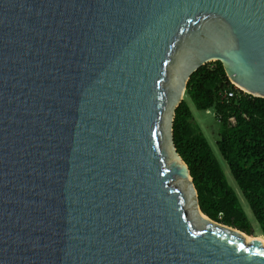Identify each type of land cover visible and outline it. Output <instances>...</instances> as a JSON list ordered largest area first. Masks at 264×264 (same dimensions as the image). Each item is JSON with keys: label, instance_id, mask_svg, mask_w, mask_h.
<instances>
[{"label": "water", "instance_id": "1", "mask_svg": "<svg viewBox=\"0 0 264 264\" xmlns=\"http://www.w3.org/2000/svg\"><path fill=\"white\" fill-rule=\"evenodd\" d=\"M212 62L264 98V0H0V264H264L174 146Z\"/></svg>", "mask_w": 264, "mask_h": 264}, {"label": "trees", "instance_id": "2", "mask_svg": "<svg viewBox=\"0 0 264 264\" xmlns=\"http://www.w3.org/2000/svg\"><path fill=\"white\" fill-rule=\"evenodd\" d=\"M226 90H233L234 95L222 100L220 94ZM186 98L197 110L213 109L219 122L218 153L264 238V98L234 88L219 62L208 63L191 75L173 121L174 146L189 169L201 212L210 220L248 236L253 229L240 199L194 124Z\"/></svg>", "mask_w": 264, "mask_h": 264}, {"label": "rangeland", "instance_id": "3", "mask_svg": "<svg viewBox=\"0 0 264 264\" xmlns=\"http://www.w3.org/2000/svg\"><path fill=\"white\" fill-rule=\"evenodd\" d=\"M186 102L188 103V106L192 112L194 124L197 127H199V129L203 133L208 144L212 148L214 155L216 156L219 164L223 168L229 185L235 190V192L237 193V195L240 199V203H241V206L243 208V211H244V213L248 219V222H249L251 228L253 229L252 234L249 236L250 237H262L263 238V236L260 235L258 223L256 222V220H255L250 208L248 207L247 203L243 200L242 194H241L240 190L237 188V186L235 185V183H234V181H233V179L229 173V169H228L226 163L222 160V158L220 157V155L218 153L216 142L219 138V122H218V120L214 114L213 109H207L204 111L197 110L195 108V106L193 105V103L189 99L186 98Z\"/></svg>", "mask_w": 264, "mask_h": 264}, {"label": "built area", "instance_id": "4", "mask_svg": "<svg viewBox=\"0 0 264 264\" xmlns=\"http://www.w3.org/2000/svg\"><path fill=\"white\" fill-rule=\"evenodd\" d=\"M234 88L238 89L236 86H234ZM233 95H234V91L233 90H226V91H223V93L220 94V97H221L222 100H226V99L232 98Z\"/></svg>", "mask_w": 264, "mask_h": 264}, {"label": "bare ground", "instance_id": "5", "mask_svg": "<svg viewBox=\"0 0 264 264\" xmlns=\"http://www.w3.org/2000/svg\"><path fill=\"white\" fill-rule=\"evenodd\" d=\"M247 238L256 239L257 241L264 242V238H262V237H250V236H247Z\"/></svg>", "mask_w": 264, "mask_h": 264}, {"label": "clouds", "instance_id": "6", "mask_svg": "<svg viewBox=\"0 0 264 264\" xmlns=\"http://www.w3.org/2000/svg\"><path fill=\"white\" fill-rule=\"evenodd\" d=\"M240 90V89H239Z\"/></svg>", "mask_w": 264, "mask_h": 264}]
</instances>
